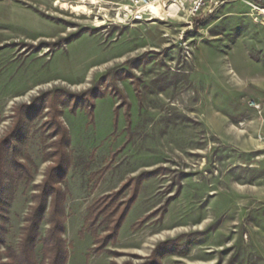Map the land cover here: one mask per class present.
Instances as JSON below:
<instances>
[{
	"label": "rangeland",
	"instance_id": "1",
	"mask_svg": "<svg viewBox=\"0 0 264 264\" xmlns=\"http://www.w3.org/2000/svg\"><path fill=\"white\" fill-rule=\"evenodd\" d=\"M123 2L0 0V137L15 107L46 91L65 98L55 108L70 132L66 264H141L158 246L160 264H264V20L233 0L192 20L132 21L118 16ZM42 107L26 114L17 141L19 158L27 151L37 168L4 207L7 245L19 242L50 164ZM159 167L167 170L142 180L110 251H95L83 230L89 207ZM99 227L105 235L107 222Z\"/></svg>",
	"mask_w": 264,
	"mask_h": 264
},
{
	"label": "trees",
	"instance_id": "2",
	"mask_svg": "<svg viewBox=\"0 0 264 264\" xmlns=\"http://www.w3.org/2000/svg\"><path fill=\"white\" fill-rule=\"evenodd\" d=\"M114 88L117 89V86L115 85ZM52 93V91H46L43 95L38 96L34 102L15 107L13 125L4 137H0V245L6 246L5 253L0 250V264H66L69 258L64 237L67 194L63 182L66 180L70 162V132L61 118V113L55 108L58 105V100L65 101V98L61 94L52 96ZM44 102L49 105L50 115L41 124L42 131L45 134L42 147L44 159L49 161L50 164L45 171L43 180L34 186L37 191L33 193V205H31L30 211L25 216L19 242L15 246L7 245L6 233L8 230L6 223L2 220L5 205L12 195L13 188L19 186L22 182H25L28 186L34 182V169L37 168L36 163L27 151L25 161L19 158L16 152L17 141L26 126V114L33 116L32 118L36 117V111H43L42 104ZM126 102L125 100L124 103ZM113 156H116V153ZM111 164L108 163L98 172H93L92 180L101 178ZM165 170H167L165 167H159L151 173L143 172L140 175L133 176L123 183L119 189L101 196L89 207V214L83 230L90 231L95 237V251H110L108 245L116 240L119 228L136 198L142 180ZM133 183L135 184L133 185ZM95 186H97V183L94 184L93 181L92 192L95 190ZM129 188H132L130 197L120 200ZM153 213L138 221V225H143ZM102 215L104 217L100 219ZM111 217L116 219L114 225L111 223ZM44 222L49 224V228L45 233L41 231ZM105 222L108 224V228L105 229L106 234L100 236L99 224ZM39 245H41V255L38 252ZM161 246L176 249L179 245L174 241L171 245L166 242ZM161 252L160 246H158L149 260L141 264H160ZM124 264L132 263L126 262Z\"/></svg>",
	"mask_w": 264,
	"mask_h": 264
},
{
	"label": "built area",
	"instance_id": "3",
	"mask_svg": "<svg viewBox=\"0 0 264 264\" xmlns=\"http://www.w3.org/2000/svg\"><path fill=\"white\" fill-rule=\"evenodd\" d=\"M233 0H124L122 11L118 16L132 21L151 20L153 18H166L174 15L166 13L170 6H176V15H183L187 19L207 16L214 13L220 6ZM248 4L256 17L264 20V0H239ZM163 9L158 12L156 9ZM190 20V21H191ZM258 141L264 145V130L258 133ZM264 147V146H263Z\"/></svg>",
	"mask_w": 264,
	"mask_h": 264
},
{
	"label": "bare ground",
	"instance_id": "4",
	"mask_svg": "<svg viewBox=\"0 0 264 264\" xmlns=\"http://www.w3.org/2000/svg\"><path fill=\"white\" fill-rule=\"evenodd\" d=\"M79 8L82 10V11H88V9H87V7L86 6H84V5H80L79 6ZM158 12H163V9H159V8H157L156 9ZM176 12H177V7L176 6H170V8L167 10V12L166 13H168V14H172V15H176Z\"/></svg>",
	"mask_w": 264,
	"mask_h": 264
}]
</instances>
